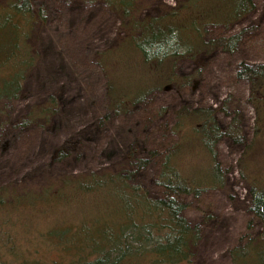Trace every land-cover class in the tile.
Wrapping results in <instances>:
<instances>
[{
  "label": "trees",
  "instance_id": "1",
  "mask_svg": "<svg viewBox=\"0 0 264 264\" xmlns=\"http://www.w3.org/2000/svg\"><path fill=\"white\" fill-rule=\"evenodd\" d=\"M84 1H100L119 20L116 41L95 54L107 99L100 122L133 112L154 93L198 82L207 57L217 51L233 54L243 33L208 38L207 27L227 28L254 8L252 0H175L173 7L141 17L138 0ZM46 22V9L33 0H0V130L9 123L4 104L24 96V80L36 59L27 43L35 25ZM172 30L178 31L187 54L149 63L138 40L163 39ZM183 62L191 69L179 73ZM235 76L248 85L255 138L264 126V63H239ZM58 110L59 97L50 95L9 125L46 128ZM214 112L209 107L172 112L170 131L177 141L167 148L153 179L163 196L152 197L134 182L136 173L156 157L152 151L139 157L136 146L124 154L127 167L115 172L56 176L23 190L0 188V264H191L200 237L174 196L198 197L223 187L216 162L221 140L241 151L237 170L247 184V211L260 225L254 236L227 251L230 264H264V174L255 169L256 145L254 139L245 141L235 115L221 127ZM194 149L203 160L186 156ZM71 151L66 142L54 152L53 162L65 161Z\"/></svg>",
  "mask_w": 264,
  "mask_h": 264
},
{
  "label": "rangeland",
  "instance_id": "2",
  "mask_svg": "<svg viewBox=\"0 0 264 264\" xmlns=\"http://www.w3.org/2000/svg\"><path fill=\"white\" fill-rule=\"evenodd\" d=\"M252 1V12L237 23L227 28L207 27L208 38L243 33L233 54L217 51L207 57L198 82L179 91L154 93L133 112L100 122L107 113V99L95 54L118 38L117 16L100 1L33 0L46 9L47 22L35 25L27 43L36 59L24 80V96L4 104L6 115L9 123L15 122L50 95L59 97V110L46 128L15 129L8 123L0 130V188L18 186L23 190L44 185L56 176L115 172L127 167L124 154L136 146L139 157L150 151L156 157L136 173L134 182L152 197L163 196L153 179L167 148L177 141L170 130L172 112L180 107H209L221 127L235 115L245 141L254 139L253 156L259 159L255 169L263 175L264 126L254 138L255 115L247 102L248 85L235 76L239 63H264V0ZM174 3L138 0L137 13L141 17L154 15L162 6L173 7ZM190 69L191 64L183 62L178 72ZM66 142L71 143V155L63 162H53L54 152ZM240 153L236 145L221 140L216 145V162L223 187L206 190L198 197L174 196L184 206V218L199 233L191 264H230L227 251L260 229L247 211V184L237 170ZM186 156L203 160L198 149Z\"/></svg>",
  "mask_w": 264,
  "mask_h": 264
},
{
  "label": "clouds",
  "instance_id": "3",
  "mask_svg": "<svg viewBox=\"0 0 264 264\" xmlns=\"http://www.w3.org/2000/svg\"><path fill=\"white\" fill-rule=\"evenodd\" d=\"M138 44L149 63L153 61L163 63L174 55L183 56L188 52V48L180 43L179 33L176 30L166 33L163 39L147 37L138 40Z\"/></svg>",
  "mask_w": 264,
  "mask_h": 264
}]
</instances>
